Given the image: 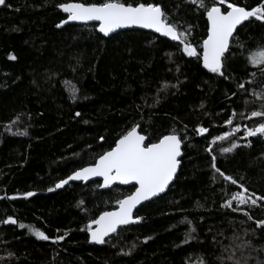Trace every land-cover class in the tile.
<instances>
[{
  "label": "trees",
  "instance_id": "16d2710c",
  "mask_svg": "<svg viewBox=\"0 0 264 264\" xmlns=\"http://www.w3.org/2000/svg\"><path fill=\"white\" fill-rule=\"evenodd\" d=\"M67 2L104 0L0 5V264H264V226L255 222L264 220V200L238 206L232 199L235 193L264 196V135L245 136L264 123V117L249 119L264 111L258 98L264 95V65L247 59L264 48V22L252 17L237 29L221 76L201 65L207 15L191 0L121 2L159 4L168 22L186 34L194 56L180 42L142 31L104 38L95 25L57 27L67 18L57 5ZM205 2L211 7L214 0ZM228 2L249 10L261 5ZM133 126L146 143L173 133L182 139L178 174L163 196L136 212L138 224L91 245L87 225L134 187L55 185L93 164ZM198 127L208 131L200 134ZM8 217L16 223H4ZM193 228V239L184 243ZM31 229L50 239H38ZM57 236L65 238L53 242ZM245 242L249 246L238 247Z\"/></svg>",
  "mask_w": 264,
  "mask_h": 264
},
{
  "label": "snow or ice",
  "instance_id": "6c2138e0",
  "mask_svg": "<svg viewBox=\"0 0 264 264\" xmlns=\"http://www.w3.org/2000/svg\"><path fill=\"white\" fill-rule=\"evenodd\" d=\"M191 2L205 9L208 20V35L202 43L203 67L209 72L223 76V59L230 47V37L233 36L234 30L242 21L254 17L256 20L264 22V0H261L260 6L253 7L250 10L246 9V7L238 6L236 3L228 2V0H218L219 6H217V0H214L211 7L207 6L205 0H191ZM4 3L5 0H0V5ZM225 4H227V7L223 8L222 6ZM57 7L67 13V19L62 20L57 27L69 21H98V31L107 36L117 28L137 25L144 29H152L156 33L170 37L174 41L178 40L183 45L185 54L188 56L196 55V49L187 42L186 34L179 32L176 24L168 22L169 17L159 4L141 2L133 5L121 2V0H104L101 3H60ZM9 58L16 59L14 55H10ZM247 59L254 67L264 65V48H259L249 53ZM238 87L243 89L245 85L241 83ZM258 98L264 99V95ZM76 115L79 116L80 113L77 112ZM254 117H264V111H253L249 119ZM226 123L231 124V119L226 121ZM137 127L133 126L129 131L121 135L116 141L115 147L105 151L93 164L73 172L67 179L60 180L55 185V188L59 189L70 180H88L89 177H103L101 187H109L114 181H119L122 184L134 182L135 191L124 199L117 201L119 205L117 210L103 212L98 219H93L87 225L90 240L96 244H105V237H108L109 234L117 233L120 226L138 222L141 218L134 217L133 209L141 201L163 193L169 182L173 180L180 164L178 159L181 156L182 139L180 137L173 133L163 136L158 142L146 143V137L139 134ZM196 131L203 134L208 129L198 127ZM236 131H239V127H237ZM257 134L264 135V123L259 124L254 129H247L245 136L251 137ZM222 138L216 137L215 140ZM236 147L237 145L233 144L232 148H225L223 151L230 152ZM209 151H211V148H209ZM212 166L216 167L215 157H213ZM217 171L219 172L220 170L217 169ZM220 175L224 176V173L220 172ZM224 178L231 180L233 184L237 183L231 177L224 176ZM49 191H53V189L50 188ZM25 195L32 196L33 193L28 192ZM232 199L237 202L238 206L245 204L257 206L259 200H264V196L252 199L246 197L244 193H235ZM231 203V200L227 201L225 206L231 207ZM234 210L242 211L239 208ZM244 215L248 216L249 220L253 219L247 212ZM3 222L16 223L12 217H8ZM255 222L257 227L264 226V220ZM20 227L23 228L25 226L21 224ZM31 231L38 239L45 241L50 239L43 231L38 229H31ZM194 231L195 229L193 228L189 233H186L184 243L193 239L191 232ZM66 235L67 233H65ZM64 238V236H57L53 242L62 241ZM246 246H249L247 242L244 245H238V247ZM123 254L128 255L130 253L125 252ZM234 256L235 253L229 256L228 259L233 260ZM233 264H247V260L235 259Z\"/></svg>",
  "mask_w": 264,
  "mask_h": 264
},
{
  "label": "water",
  "instance_id": "95a60500",
  "mask_svg": "<svg viewBox=\"0 0 264 264\" xmlns=\"http://www.w3.org/2000/svg\"><path fill=\"white\" fill-rule=\"evenodd\" d=\"M59 10H60L62 13H64L61 9H59ZM64 14L67 16V13H64ZM66 19H67V18H66ZM249 19H251V18H249ZM249 19H248V20H249ZM248 20H246V21H242L240 25H237L236 29L234 30L233 35H234L235 32L237 31V29L240 28L243 24H245ZM63 25H73V26L95 25L98 34L101 35V36L104 37V38H110V37H112V36H114V35H116V34H118V33H123V32H128V31H142V32H146V33H150V34L156 35V36H158L159 38H161V39H163V40H166V41H168L169 43H172V44H177V43H179L178 40L174 41V40H172L170 37H165V36L161 35L160 33H156V32H155L154 30H152V29H144V28H141V27H139V26H137V25H131V26H126V27L117 28V29H115L113 32H110L107 36H105L103 33H100V32L98 31V28H99V22H98V21H87V22H84V21H69V22H67L66 24H63ZM207 35H208V20H207ZM232 37H233V36H232ZM232 37H230V39H229V44H230V41H231V38H232ZM206 38H207V36H206ZM206 38H205V39H206ZM202 43H203V42H202ZM227 52H228V51H227ZM227 52H226V53H227ZM226 53H225V54H226ZM202 55H203V48H202V45H201L200 61H201V65H202V67H203ZM203 68H204V67H203ZM204 69H205V68H204ZM205 70H207V69H205ZM207 71H208V70H207ZM137 131H138V129H137ZM138 132H139V131H138ZM139 134H141V133L139 132ZM141 135H142V134H141ZM177 136H178V135H177ZM178 137H179V136H178ZM114 147H115V146H114ZM182 147H183V145H182V143H181V156L178 157V159L180 160V164H179L178 167H177V172L175 173V175H174V177H173V180L169 182V185L167 186V188L165 189V191H164L163 193H159L158 195H156V196H154V197H151V198H149L148 200L141 201V203L138 204V205L136 206V208L133 209V215H134V217H136V212H137L140 208H142L143 206H145V205H147V204H149V203H151V202L157 200V199L160 198L161 196H163V195L167 192V190L169 189V187L173 184V182H174V180H175V177H176L177 174H178V171H179L180 165H181V159H182V155H183V154H182ZM86 167H88V166H86ZM71 175H72V174H71ZM65 179H67V178H65ZM92 182H99L100 185H102V184H103V177H89L88 180H70V181H69L66 185H64L62 188H59V189L55 188V189H56V190H63V189H65L66 187H68L69 185H72V184H82V185L85 186V185L90 184V183H92ZM116 186H117V187H123V188H126V187H134V191H135L134 182H131V183H129V184H122V183H120L119 181H114L109 187H101V186H100V190H106V189H109V188H112V187H116ZM134 191H133V192H134ZM123 199H124V198H123ZM118 207H119V205H118L114 210H112V211L117 210ZM109 212H111V211H109ZM100 215H101V214H100ZM100 215H99V216H100ZM99 216H98L96 219H98ZM136 224H138V222H136V223H132V224H129V225H122V226H120L119 229L126 228V227H129V226H132V225H136ZM93 227H95V225H93ZM119 229H118V230H119ZM115 234H116V233L109 234L108 237H105V240L107 241L108 239H110V238H111L113 235H115ZM88 239H89V243H90L91 245H94V246H100V245H102V244H96V243H94V242H91L89 232H88Z\"/></svg>",
  "mask_w": 264,
  "mask_h": 264
},
{
  "label": "rangeland",
  "instance_id": "374dc122",
  "mask_svg": "<svg viewBox=\"0 0 264 264\" xmlns=\"http://www.w3.org/2000/svg\"><path fill=\"white\" fill-rule=\"evenodd\" d=\"M217 5H219V4H218V0H217ZM224 6L227 7V4H225Z\"/></svg>",
  "mask_w": 264,
  "mask_h": 264
}]
</instances>
